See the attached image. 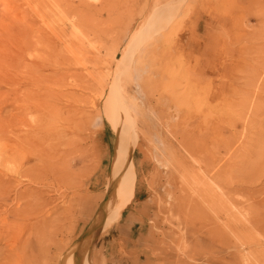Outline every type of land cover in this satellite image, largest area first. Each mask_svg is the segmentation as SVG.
<instances>
[{"label":"rangeland","instance_id":"obj_1","mask_svg":"<svg viewBox=\"0 0 264 264\" xmlns=\"http://www.w3.org/2000/svg\"><path fill=\"white\" fill-rule=\"evenodd\" d=\"M1 1L0 264H264V0H47L42 68L4 28L37 0Z\"/></svg>","mask_w":264,"mask_h":264},{"label":"bare ground","instance_id":"obj_2","mask_svg":"<svg viewBox=\"0 0 264 264\" xmlns=\"http://www.w3.org/2000/svg\"><path fill=\"white\" fill-rule=\"evenodd\" d=\"M1 1V0H0ZM9 1V0H8ZM47 0H37L36 2H35V7L34 8H31V9H33V14L36 16V18H34V16H32V14H29V15H22V14H20L21 16H17L12 22H9V23H6L4 26V28L6 29V31H12V32H14V34H16V36H19L20 38H22L21 39V41H20V43H21V47H22V49H21V51L22 52H26V50L28 49V48H31V46H35V48H34V50L33 51H35V52H33V54L35 53L37 56H34V57H36L37 58V61H34V62H32L31 63V65L33 64L35 67H40V68H42V65H45V67H46V63L48 64L47 65V67L49 66V60H47V59H49L53 54H55V52H56V49H60V48H66V49H68L69 51H70V48L68 47L69 45H66V43L67 42H69V43H72L73 44V42H75V41H73L74 39H73V37L72 36H74V35H76V34H72V41L73 42H70L71 40H70V38L67 36V33H65V31H63L62 30V28L61 27H59L58 25H55V23H56V21H58V20H60V22L62 21L61 20V15L59 14V16L60 17H58V18H54L55 16H53L52 17V15H50L49 16V14H48V12H46V10H44V7H46V6H50V5H47V2H46ZM60 1V0H59ZM83 1H85V0H83ZM183 1V0H182ZM1 2H5V1H1ZM55 2V1H54ZM57 2V1H56ZM5 3H7L8 4V2H5ZM63 3H66V1H64ZM71 3H73V2H71ZM76 3V2H75ZM177 3V2H176ZM61 4V3H60ZM163 4H165V3H163ZM167 4V3H166ZM1 5V4H0ZM2 5H4V4H2ZM55 5V4H54ZM59 5V4H58ZM68 5V7L69 6H71V7H73V5L72 4H67ZM89 5V4H88ZM95 5V4H94ZM156 5V4H155ZM154 5V6H155ZM169 5V4H168ZM176 5V4H175ZM178 6H175V8H180L179 6H180V4H177ZM5 6H7L6 4H5ZM9 6V5H8ZM60 6V5H59ZM59 6L57 7V8H59ZM61 6H63V5H61ZM80 6H82V7H84L85 9L87 8V6L85 5V3L83 2V5H80ZM91 6V5H90ZM159 6V5H158ZM161 6V5H160ZM167 6V5H166ZM171 6V5H170ZM173 6V5H172ZM53 7V6H52ZM56 7H53V8H56ZM71 7H70V10H71ZM76 8L78 7V6H75ZM89 7V6H88ZM164 7H165V5H164ZM4 8H6V7H4ZM8 8V7H7ZM48 8V7H47ZM94 8V7H93ZM155 8V7H154ZM158 8V7H157ZM169 8V7H168ZM173 8H174V6H173ZM69 9V8H68ZM171 9V8H170ZM1 10V9H0ZM5 10H7V9H5ZM59 10H61L60 8H59ZM74 10V9H73ZM157 10V9H156ZM160 10H163V11H165V9H160ZM159 10V13L161 14V11ZM167 10V9H166ZM173 10V9H172ZM4 11V10H3ZM48 11V10H47ZM52 11V10H51ZM55 11H56V9H55ZM64 11H66V10H64ZM64 11H63V15H64ZM84 11V9H82V12ZM91 11V10H90ZM154 11H155V9H154ZM162 11V12H163ZM177 11V10H176ZM20 12H22V11H20ZM53 12V11H52ZM69 12H71V11H69ZM74 12V11H73ZM168 12V11H167ZM166 12V13H167ZM32 13V12H31ZM57 13V12H56ZM60 13H62V11L60 12ZM78 13V12H77ZM85 13V12H84ZM152 13H154V12H152ZM165 13V14H166ZM171 13H174V11L173 12H171ZM17 14H19V13H17ZM26 14V13H25ZM74 14V13H73ZM156 14H157V11H156ZM30 15H31V17H30ZM54 15H55V13H54ZM69 15H72V14H69ZM174 15V14H173ZM66 16V15H65ZM150 16H152L151 14H150ZM154 16H157V15H154ZM161 16H162V14H161ZM164 16V15H163ZM64 17V16H63ZM63 17H62V19H63ZM174 17V16H173ZM68 19H69V21L70 22H73V24H75L74 22H75V17H73V18H71V17H67ZM156 18V17H155ZM157 18H158V16H157ZM175 18V17H174ZM65 19V18H64ZM149 19H151L150 17H149ZM149 19H148V21H149ZM159 19V18H158ZM157 19V21H159ZM162 19V18H161ZM173 19V18H172ZM155 20V19H154ZM68 21V20H67ZM68 21V22H69ZM94 21V20H93ZM147 21V22H148ZM162 21H163V19H162ZM166 21H170V20H166ZM5 23V22H4ZM58 23V22H57ZM160 23V22H159ZM162 23V22H161ZM164 23H165V21H164ZM167 23V22H166ZM144 24H146V22L144 23ZM3 25V24H2ZM129 25V24H128ZM164 25H166V24H164ZM159 26V25H158ZM171 26V25H170ZM147 27V26H146ZM159 27H161V26H159ZM2 28V27H1ZM171 28V27H170ZM3 29V28H2ZM48 29V30H47ZM150 29V28H149ZM148 29V30H149ZM163 29H165V28H163ZM172 29H173V27H172ZM4 30V29H3ZM79 30V29H78ZM5 31V30H4ZM150 31V30H149ZM152 31H154V30H152ZM158 31V30H157ZM1 32V31H0ZM36 33L37 35H35V39H34V41H33V44H31V41L30 40H28L29 38H30V36L33 34V33ZM82 33V32H81ZM88 34V33H87ZM142 34V33H141ZM80 35V34H79ZM78 35V36H79ZM164 35V34H163ZM10 36V35H9ZM105 37V36H104ZM75 39H76V41L78 40V38L77 37H74ZM81 38V37H80ZM28 40V41H27ZM81 40H82V38H81ZM137 40V39H136ZM120 42V41H119ZM14 43V42H13ZM136 43L137 42H135V46H136ZM19 44V43H18ZM75 44V43H74ZM77 46L76 47H78V45H79V43H78V41H77ZM81 44V43H80ZM83 44V43H82ZM81 44V45H82ZM88 44V43H87ZM138 44V43H137ZM13 45V44H12ZM20 45V44H19ZM139 45V44H138ZM137 45V46H138ZM75 46V45H74ZM80 46V45H79ZM15 47V46H14ZM13 47V48H14ZM32 47V48H33ZM60 47V48H59ZM73 48V46L71 47V49ZM7 49V48H6ZM15 49V48H14ZM74 49V48H73ZM11 50V49H10ZM15 50H17V49H15ZM29 50V49H28ZM32 50V49H31ZM30 50V51H31ZM61 50V49H60ZM59 50V51H60ZM127 50V49H126ZM134 50V49H133ZM63 51V50H62ZM74 52H72L73 54H74V56H73V59L76 57V62H78L79 60H78V58H80L81 59V56L83 57V55H79V53H78V48L77 49H74L73 50ZM11 52V51H10ZM81 52V51H80ZM103 52V51H102ZM124 52V51H123ZM133 52V51H132ZM32 53V52H31ZM30 53V54H31ZM61 53V52H60ZM84 53H85V51H84ZM87 53V52H86ZM28 55H29V53H27ZM90 54H91V52H90ZM97 54H99V53H97ZM84 55H86V54H84ZM93 54H91V55H89L88 53H87V56H92ZM32 56V54L30 55V57ZM64 56H66V54L64 55ZM80 56V57H79ZM87 56H85V57H87ZM2 57V56H1ZM21 58V56H18V60ZM53 57V56H52ZM62 57V59L64 60V58H63V56H61ZM61 57H60V59H61ZM101 57V56H100ZM133 57V56H132ZM69 58V57H68ZM88 58V57H87ZM57 59V58H56ZM70 59V58H69ZM24 60V59H23ZM55 60V59H54ZM58 60V59H57ZM62 60V61H63ZM82 60V59H81ZM83 60H84V58H83ZM82 60V61H83ZM17 61V60H16ZM27 61V60H26ZM51 61V60H50ZM66 61H68L67 59H66ZM70 61H71V59H70ZM20 62H22V61H20ZM20 62H18V63H20ZM58 62V61H57ZM89 62V61H88ZM134 62V61H133ZM83 63V62H82ZM85 63V62H84ZM52 64H56L55 63V61H54V63H52ZM51 64V65H52ZM76 64V63H75ZM86 64V63H85ZM22 65V64H21ZM60 65H62V63H60ZM78 65V64H77ZM53 66V65H52ZM57 66H58V64H57ZM66 66V65H65ZM44 67V68H45ZM54 67V66H53ZM55 67H56V65H55ZM63 67V66H62ZM67 67V66H66ZM75 67V69H76V66H74ZM58 68H59V66H58ZM85 68V67H84ZM61 69V68H60ZM256 69V68H255ZM49 70V69H48ZM63 70V69H62ZM61 70V71H62ZM65 70V69H64ZM40 71V70H39ZM42 71V70H41ZM54 71H55V69H54ZM75 71V70H74ZM84 71H86V70H84ZM152 71V70H151ZM45 72V71H44ZM57 73H60V74H62V72H60V71H56ZM76 73H78V70L76 71ZM87 73H88V71H87ZM106 73V72H105ZM123 73V72H122ZM51 74H53L52 72H51ZM54 74H55V72H54ZM102 74V73H101ZM63 75V74H62ZM261 75V74H260ZM93 76V75H92ZM147 77V76H146ZM61 78H62V76H61ZM93 79V78H92ZM106 79V78H105ZM100 80V79H99ZM140 80V79H139ZM61 81H62V79H61ZM83 81V80H82ZM34 82H36V81H33V85L34 86H36L37 87V85L39 84V83H37L36 85H35V83ZM39 82H41V81H39ZM45 82V81H44ZM43 82V83H44ZM42 83V84H43ZM98 83H100V82H97V84ZM120 83V82H119ZM42 84H40V85H42ZM56 84V83H55ZM64 84V83H63ZM61 85V84H60ZM65 85V84H64ZM72 86H73V84H71ZM110 85V84H109ZM44 86H45V84H44ZM59 86V85H58ZM57 86V87H58ZM81 86V85H80ZM63 87V86H62ZM62 87H60V88H62ZM64 87H66V86H64ZM102 87V86H101ZM43 88V87H42ZM114 88V87H113ZM119 88V87H118ZM95 89V88H94ZM113 90V89H112ZM115 92V91H114ZM80 94V93H79ZM82 94V93H81ZM94 94V93H93ZM107 95V94H106ZM115 95V94H114ZM57 96V95H56ZM81 96V95H80ZM45 97V96H44ZM55 97V96H54ZM54 97H52V98H54ZM92 97V96H91ZM46 98H47V96H46ZM49 98V97H48ZM47 98V99H48ZM51 98V97H50ZM60 98V97H59ZM112 99H113V97H112ZM116 99H117V97H116ZM116 99H113V100H116ZM50 100V99H49ZM46 101V100H45ZM81 101V100H80ZM39 102V101H38ZM37 102V103H38ZM44 104H46V103H44ZM39 105H40V103H39ZM46 105H48V104H46ZM50 108H51V105L49 106ZM47 108V107H46ZM53 108V107H52ZM127 108V107H126ZM126 108H125V106H124V104H123V102H122V100L120 101V100H117V102H112V101H110V100H108L107 101V104H106V107H105V114H106V118H107V121L112 125V127H113V129L115 130V131H117V133H118V135H119V138H118V143H117V146H116V155L118 156L120 153H121V144L123 143L124 144V146H125V150H126V153L128 154V152L131 154V146H132V143H133V137H132V133H131V126H130V124H129V120H128V111H126ZM47 109H49V108H47ZM53 109H55V108H53ZM59 110V109H58ZM55 112V111H54ZM58 112V111H57ZM52 114V113H51ZM53 115V114H52ZM50 119H51V116H50ZM93 119V118H92ZM48 121V120H47ZM48 124H49V122H48ZM50 128H52V127H50ZM55 128V127H54ZM128 162H130L129 161V158H128ZM69 164V163H68ZM127 168V173H125V171H121V173H120V175L119 176H121V177H123V180H124V182H125V186H127V187H129V192L131 191V185H132V181H131V177H130V171H131V168H130V166H128V167H126ZM115 171V173H116V169L114 170ZM128 173H129V175H128ZM29 178V177H28ZM29 179H31V178H29ZM35 181V180H34ZM113 197H115V198H122V197H124V192H122V190H121V187L119 188V189H115V191H114V193H113ZM6 199V198H5ZM5 204V203H4ZM8 205H9V202H8ZM114 205H116V204H113V202L112 203H110V206L109 207H105V210H103L102 211V215H103V218H102V221L103 220H105V219H107L109 216L108 215H110V214H112L111 213V211H113V210H116V212L118 211V207H116V206H114ZM3 207H5L4 205H3ZM6 208V207H5ZM115 212V211H114ZM106 214V216H104ZM101 217V213H100V215H99V218ZM98 218V219H99ZM119 218V217H118ZM117 218V219H118ZM95 227L97 226V225H94ZM95 229H98V228H95ZM97 231V230H96ZM96 233V232H95ZM98 233V232H97ZM93 237H94V235H92ZM92 237V238H93ZM89 238V237H88ZM91 238V237H90ZM62 263H63V261H62ZM66 263L67 264H73V262L71 263V261L68 263L67 261H66ZM75 264H88V263H85V261L83 260V258H80V257H77V259H75V262H74Z\"/></svg>","mask_w":264,"mask_h":264}]
</instances>
